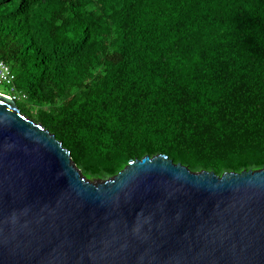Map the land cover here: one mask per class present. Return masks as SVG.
<instances>
[{
  "label": "trees",
  "instance_id": "obj_1",
  "mask_svg": "<svg viewBox=\"0 0 264 264\" xmlns=\"http://www.w3.org/2000/svg\"><path fill=\"white\" fill-rule=\"evenodd\" d=\"M0 58L89 179L264 168V0H0Z\"/></svg>",
  "mask_w": 264,
  "mask_h": 264
},
{
  "label": "water",
  "instance_id": "obj_2",
  "mask_svg": "<svg viewBox=\"0 0 264 264\" xmlns=\"http://www.w3.org/2000/svg\"><path fill=\"white\" fill-rule=\"evenodd\" d=\"M0 264H264V168L157 154L89 179L0 94Z\"/></svg>",
  "mask_w": 264,
  "mask_h": 264
},
{
  "label": "built area",
  "instance_id": "obj_3",
  "mask_svg": "<svg viewBox=\"0 0 264 264\" xmlns=\"http://www.w3.org/2000/svg\"><path fill=\"white\" fill-rule=\"evenodd\" d=\"M14 79L15 76L11 72L10 67L5 63L3 59L0 58V85H5L9 89L10 94H7L6 96L10 97L14 101H19L21 99H24L25 95H19L16 93Z\"/></svg>",
  "mask_w": 264,
  "mask_h": 264
},
{
  "label": "rangeland",
  "instance_id": "obj_4",
  "mask_svg": "<svg viewBox=\"0 0 264 264\" xmlns=\"http://www.w3.org/2000/svg\"><path fill=\"white\" fill-rule=\"evenodd\" d=\"M0 94H3V95L10 94V91L5 85H0ZM18 102H21V101H18Z\"/></svg>",
  "mask_w": 264,
  "mask_h": 264
}]
</instances>
